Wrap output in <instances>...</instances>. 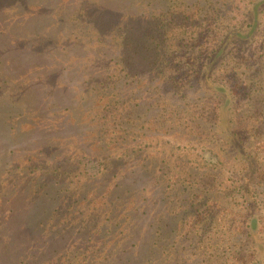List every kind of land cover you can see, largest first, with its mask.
I'll use <instances>...</instances> for the list:
<instances>
[{"label":"trees","instance_id":"16d2710c","mask_svg":"<svg viewBox=\"0 0 264 264\" xmlns=\"http://www.w3.org/2000/svg\"><path fill=\"white\" fill-rule=\"evenodd\" d=\"M86 1L67 15L90 23L92 43L71 30L63 50L87 62L77 83L98 96L81 105L89 120L56 123L71 106L62 116L45 100L22 107L43 132L18 150L48 168L22 171L18 230L4 245L18 259L1 261L264 264V0L242 11L224 0ZM23 48L44 61L41 44ZM47 103L52 120L38 113ZM13 222L0 216V231Z\"/></svg>","mask_w":264,"mask_h":264},{"label":"rangeland","instance_id":"374dc122","mask_svg":"<svg viewBox=\"0 0 264 264\" xmlns=\"http://www.w3.org/2000/svg\"><path fill=\"white\" fill-rule=\"evenodd\" d=\"M83 1L46 0L44 4L40 5L36 0H21V3H19V0H5L4 10L0 13V84L4 85L0 90V200L6 205L8 204L0 216L11 217V220L14 219L12 223L14 227H11L8 231L5 228H1L0 231V236H3L0 238V264H6L1 261L6 257L13 259L14 262L18 259H14L9 252L6 253L4 245L11 243L10 238L18 230L16 226L18 225V186H20L18 183L23 175L22 171L29 167V169L38 174L42 166L47 167L46 165H42L41 160L35 159L33 156L28 159L25 152L22 153L18 150L20 148H18V145H22L23 143V137L27 140V148L31 150L32 145L29 144L31 137H34V134L43 132L42 128L33 127V125L38 126L37 124L40 121L36 117V114L21 115L20 112L23 113L25 111L22 107L27 105L32 109L33 107L37 108L35 106L36 102L42 103V100H45L46 102L49 101L51 107L54 105L60 106V108L55 109L57 111L61 110L62 116L66 113L65 109H63L65 105L71 106L70 110H68V117H57L55 118L56 123L60 120H81L82 118V120H89L88 110L84 111L81 105L91 104L98 96L97 93L100 86L89 87L88 93H86L88 86L77 83V81L83 79L82 72L90 69L87 62L79 59L74 61L68 57L70 53L63 50L64 43L70 39L71 30L75 31L80 40L92 43L90 33L87 31L83 32L86 29H90V23L79 18L76 21L75 18L72 19L67 15L71 10L77 8L79 4L81 5ZM253 1L256 0H224V2L230 5L227 8L225 6L223 8L229 11L239 8L242 11L246 7L250 9ZM86 2L90 5L93 3L97 5L98 3L97 0H88ZM22 5L29 7L32 15H29L28 12L21 13L28 11L27 9H20ZM53 6H56V10L60 8L64 9L56 14V10H53L54 12L51 10ZM259 22H263L264 24L263 20H259ZM27 41L35 48H38L40 44L43 46V62L38 59L37 64V57L26 58L23 53V43H27ZM110 46L114 47L115 44L112 42ZM18 48H21L19 49V53ZM22 58L25 65L19 68L18 65L21 64L19 60ZM70 60H73V62L71 63ZM26 61L36 63V67L28 69ZM69 61L71 66L69 65ZM76 63L80 64L78 68L75 67ZM82 65L85 66V70L81 69ZM24 66L25 69H22ZM91 67L92 69L94 68L92 63ZM51 77L55 78L54 81L57 86L51 85ZM36 78L39 87L35 86L34 89L24 87L27 84L26 80H35ZM61 83H66L68 86L62 87L60 86L63 85ZM56 90L58 91L55 92ZM108 95L105 94L103 103L99 104H104ZM84 98L87 99L84 100ZM94 104L95 102H93L92 106H95ZM47 106L48 103L46 107L40 108L38 113L46 110V113H43L44 120H52L53 116L47 112L50 111ZM74 109L77 113H74ZM93 110L98 111L96 108H93ZM32 127L35 130L29 134L33 130ZM37 130L39 131L37 132ZM24 148H26V145H24ZM6 149L8 150L6 155L2 154ZM151 150L158 152L161 150V147ZM2 155L5 156L2 157ZM51 163H56V161H52ZM260 206H262L261 211L264 212V204ZM263 216H261L259 227V230H263L262 235H264ZM16 242H18V238ZM9 245V249H12V252L18 249L11 244Z\"/></svg>","mask_w":264,"mask_h":264}]
</instances>
